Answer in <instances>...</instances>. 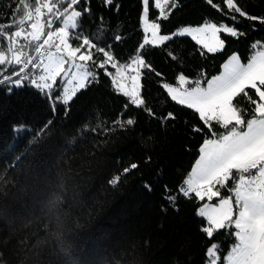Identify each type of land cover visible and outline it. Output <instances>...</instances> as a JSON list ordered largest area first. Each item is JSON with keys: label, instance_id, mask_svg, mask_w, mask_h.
Returning a JSON list of instances; mask_svg holds the SVG:
<instances>
[{"label": "trees", "instance_id": "16d2710c", "mask_svg": "<svg viewBox=\"0 0 264 264\" xmlns=\"http://www.w3.org/2000/svg\"><path fill=\"white\" fill-rule=\"evenodd\" d=\"M35 2L23 0L29 10ZM176 2L178 7L171 8L168 19L157 21L163 34L205 22L232 25L228 16L213 6L226 10L224 0H213V5L206 0ZM235 2L249 14L264 15V0ZM16 7L13 0H0V29L8 36L19 29L7 25L23 18L19 15L9 19ZM90 10L91 16L84 18L82 29L73 35L89 38L97 48L108 50L110 45L111 54L120 64L143 54L155 70L142 69L140 92L145 103L142 107L132 105L99 69L98 82L79 90L66 106L57 102L53 108L52 97L46 98L31 85L11 93L0 87V175L10 181L0 193V253L6 264H66L53 244L43 243L48 230L41 227L52 223L43 211L47 195L62 186L63 227L68 234L65 243L80 264H209L207 248L213 243L219 248L218 264H227L225 257L235 238L223 230L207 237L201 231L207 226L206 218L198 215L199 206L206 201H199L194 194L182 197L178 191L190 176L207 135L193 129L204 125L194 110L172 101L162 84L177 85L181 73L190 81L202 80L201 73L217 75L232 53L247 63L249 55L254 54L249 45L264 44V26L236 14L241 22L235 27L247 35L237 39L220 33L226 44L217 53H209L190 36L140 49L144 37L142 0H115L114 7L91 0ZM158 16L159 10L151 7L149 19ZM253 24L255 29L250 27ZM24 28L30 30V22ZM117 35L123 38L119 42L113 40ZM18 42L23 46L22 58L32 56L36 44L23 38ZM8 46L9 42L0 36V51L10 59ZM93 56L97 62L103 59L95 49ZM85 63L92 67V62ZM3 71L0 68V74ZM107 71L114 73L111 66ZM249 95L258 99L253 90ZM234 103L251 113L253 106L243 96ZM169 112L175 119L161 122ZM129 118L136 123L123 129L111 127L114 121ZM48 121L52 123L46 134L31 145L33 133ZM21 129L30 131H15ZM132 163L138 164V169L124 174L123 169ZM12 165L16 171L11 170ZM118 175V184H110ZM145 184L152 191L146 190ZM165 189L177 197L175 209L164 199ZM222 195L228 192L222 190Z\"/></svg>", "mask_w": 264, "mask_h": 264}, {"label": "snow or ice", "instance_id": "6c2138e0", "mask_svg": "<svg viewBox=\"0 0 264 264\" xmlns=\"http://www.w3.org/2000/svg\"><path fill=\"white\" fill-rule=\"evenodd\" d=\"M13 2L17 7L13 10L14 16L9 19L14 20L19 15L23 18L7 25L8 28L19 29L11 36L0 29V36L9 42L8 52L11 53L9 59L5 51H0V68L4 69L0 74V87L5 91L11 93L14 89L31 85L44 93L46 98L52 97L53 108L57 102L66 106L79 90L98 82L99 69L111 78L116 90L128 97L132 105H144L145 101L140 92L143 87L140 82L142 69L149 72L155 70L145 61L143 54H137L130 62L121 65L111 54L110 45L108 50L104 47L97 48L89 38L80 34L73 35L82 29L84 18L91 16V0H36L32 10H29L23 0ZM206 2L213 5V0ZM224 2L226 10H230L231 14L220 9L219 5L213 6L228 16L232 21L231 26L226 23L218 25L215 22H205L198 27H185L172 35H161V24L157 21L167 20L171 8L178 7V3L176 0H154V4H150V0H142L143 32L146 35L140 49H145L146 46H164L165 42L174 37L191 36L209 53H217L222 52L226 44L220 33L237 39L247 35L235 27L241 22L236 14L248 21H259L264 26V15L249 14L235 0ZM102 3L105 7L115 6V0H102ZM151 7L159 10L157 19H149ZM102 19L100 18L101 22ZM29 22L30 30L26 31L24 25ZM58 22L62 26L56 27ZM250 27L255 29L254 24ZM207 32H211L212 43L198 39V34ZM19 38L36 44L35 56L22 58L23 46L19 44ZM122 39L119 35L113 37L116 42ZM73 40L79 43L74 45ZM13 44L16 46L13 47ZM257 47L261 50L256 51ZM249 48L254 54L249 55L247 63H242L240 56L233 54L223 63V71L218 75L208 77L201 73L202 80L190 81L181 73L178 76L179 87L169 83L162 84L172 101L194 110L204 125L193 129L207 135L198 149L199 159L196 160L191 175L183 181V186L178 191L182 197L194 194L199 201H207L199 206L198 213L199 217L206 218L207 226L201 231L207 237L212 238L214 233L223 230L226 235L235 238L236 242L225 257L227 264H264V44L257 42L249 45ZM42 49H47L46 61L41 59L44 55ZM93 49L103 55L101 61L94 60ZM85 62H92V67ZM109 66L115 69L114 73L107 71ZM125 69H132L134 72L130 76V87L122 80ZM73 83L75 86L71 89L63 86ZM185 85L191 86L184 87ZM249 90H253L258 99L254 100L249 95ZM59 92L63 95H59ZM241 96L253 106L251 113L247 108L237 107L234 103ZM146 111L153 115L150 109ZM164 119L175 117L169 112L167 117L161 118V122ZM51 123L48 121L43 129L33 133L31 145L36 144L42 134H46ZM135 123V119L129 118L123 122L114 121L111 127L119 126L123 129ZM15 131L27 133L30 130ZM138 167V164L132 163L123 169V173L128 174ZM11 170L16 171V166L12 165ZM120 179L118 175L110 184L117 185ZM8 183L10 181L0 175V193H3ZM144 187L152 191L150 185L145 184ZM222 190H226L228 195H222ZM63 191V187L58 186L45 199L43 211L52 223L51 226L46 223L41 225L48 230L43 243L53 244L54 250L65 258L66 264H80L76 254L65 243L68 234L63 227ZM165 192L164 199L175 209L177 197L170 194L168 189ZM214 198L216 203H211ZM218 251L216 243L207 248L209 264H218ZM0 264H6L3 253H0Z\"/></svg>", "mask_w": 264, "mask_h": 264}, {"label": "rangeland", "instance_id": "374dc122", "mask_svg": "<svg viewBox=\"0 0 264 264\" xmlns=\"http://www.w3.org/2000/svg\"><path fill=\"white\" fill-rule=\"evenodd\" d=\"M154 1V0H153ZM151 20V19H150ZM141 25H142V29H143V14H141ZM202 25V24H201ZM59 26H62V24L60 23L59 25H57L56 27H59ZM198 26H200V25H185V26H180L179 28H177L175 31H173V32H171V33H168V34H166V35H172V33H174V32H179V31H181L183 28H185V27H198ZM159 34H161V35H165V34H163V33H161V32H159ZM144 35H146L145 33H144ZM191 37V36H190ZM198 39H204V40H206L207 42H209V43H212L213 42V38H212V35H211V32H207V33H203V34H198ZM196 41V40H195ZM143 43V42H142ZM200 45H202V44H200ZM203 46V45H202ZM206 49V48H205ZM47 55V54H46ZM136 56H134L133 58H135ZM132 58V59H133ZM45 61H46V57H45V59H44ZM79 62V61H78ZM128 62H130V60L128 61ZM128 62H126V63H128ZM126 63H122L121 65H124V64H126ZM67 67V66H66ZM133 67H135V66H133ZM114 72H115V69H114ZM75 75H81L82 73H74ZM134 74V72L132 71V69H125V75L123 76V78H122V80H123V82L125 83V84H127L129 87L131 86V80H130V76L131 75H133ZM68 79H71V77H67ZM65 87H68L69 89H71L72 87H74L75 86V83H73V84H68V85H64ZM173 86H177V87H179L180 85L179 84H177V85H173ZM185 87V86H184ZM207 202V201H206ZM205 203V202H204ZM211 203H216V202H211ZM198 213H199V209H198Z\"/></svg>", "mask_w": 264, "mask_h": 264}, {"label": "crops", "instance_id": "0c3cea01", "mask_svg": "<svg viewBox=\"0 0 264 264\" xmlns=\"http://www.w3.org/2000/svg\"><path fill=\"white\" fill-rule=\"evenodd\" d=\"M233 54H236V53H232L231 55H233ZM230 55V56H231ZM236 55H238V54H236ZM230 56L224 61V63L225 62H227V60L230 58ZM223 65V64H222ZM223 71V67L221 66V69H220V72L218 73V74H220L221 72ZM217 74V75H218ZM202 146V145H201ZM200 155V154H199ZM199 159V156H198V158H197V160ZM195 167V163H194V165H193V167H192V169H191V171H190V175H191V173H192V170H193V168Z\"/></svg>", "mask_w": 264, "mask_h": 264}, {"label": "built area", "instance_id": "2783aa9c", "mask_svg": "<svg viewBox=\"0 0 264 264\" xmlns=\"http://www.w3.org/2000/svg\"><path fill=\"white\" fill-rule=\"evenodd\" d=\"M41 52L44 53V55L41 57V59H43L47 54V49H42ZM35 55H36V52L34 51L32 56H35Z\"/></svg>", "mask_w": 264, "mask_h": 264}]
</instances>
